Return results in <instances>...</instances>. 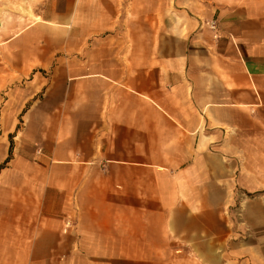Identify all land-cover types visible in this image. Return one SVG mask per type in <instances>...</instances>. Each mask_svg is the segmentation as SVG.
Here are the masks:
<instances>
[{
  "label": "crops",
  "instance_id": "1",
  "mask_svg": "<svg viewBox=\"0 0 264 264\" xmlns=\"http://www.w3.org/2000/svg\"><path fill=\"white\" fill-rule=\"evenodd\" d=\"M18 2L0 264H264V0Z\"/></svg>",
  "mask_w": 264,
  "mask_h": 264
},
{
  "label": "rangeland",
  "instance_id": "2",
  "mask_svg": "<svg viewBox=\"0 0 264 264\" xmlns=\"http://www.w3.org/2000/svg\"><path fill=\"white\" fill-rule=\"evenodd\" d=\"M29 10L32 13V6L30 5H24L18 2V0H0V21L2 19L9 17H23L28 16L27 14L23 13L24 11ZM2 112V102L0 101V127L3 124V117L1 115ZM1 135V132H0ZM0 167H4V164H1ZM1 188H0V200H2L1 197Z\"/></svg>",
  "mask_w": 264,
  "mask_h": 264
},
{
  "label": "built area",
  "instance_id": "3",
  "mask_svg": "<svg viewBox=\"0 0 264 264\" xmlns=\"http://www.w3.org/2000/svg\"><path fill=\"white\" fill-rule=\"evenodd\" d=\"M208 27H209L211 30H215V28H216V23H215V21L209 22V23H208ZM70 226H71L70 222H69V221H65V229H69Z\"/></svg>",
  "mask_w": 264,
  "mask_h": 264
},
{
  "label": "bare ground",
  "instance_id": "4",
  "mask_svg": "<svg viewBox=\"0 0 264 264\" xmlns=\"http://www.w3.org/2000/svg\"><path fill=\"white\" fill-rule=\"evenodd\" d=\"M23 13H25V14H27V15H29V16L32 15V13H31L29 10H26V11H24ZM36 20L38 21V19H36Z\"/></svg>",
  "mask_w": 264,
  "mask_h": 264
}]
</instances>
